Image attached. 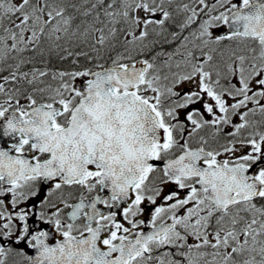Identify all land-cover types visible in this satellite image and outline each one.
<instances>
[{"label":"snow or ice","instance_id":"obj_1","mask_svg":"<svg viewBox=\"0 0 264 264\" xmlns=\"http://www.w3.org/2000/svg\"><path fill=\"white\" fill-rule=\"evenodd\" d=\"M0 264H264V0H0Z\"/></svg>","mask_w":264,"mask_h":264}]
</instances>
